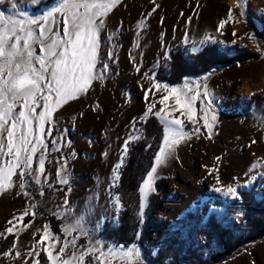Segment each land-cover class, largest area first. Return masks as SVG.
I'll return each mask as SVG.
<instances>
[{
  "label": "rangeland",
  "instance_id": "rangeland-1",
  "mask_svg": "<svg viewBox=\"0 0 264 264\" xmlns=\"http://www.w3.org/2000/svg\"><path fill=\"white\" fill-rule=\"evenodd\" d=\"M13 2L17 4L13 12L39 17L55 0H5L0 11L9 9ZM240 2L118 0L104 17L99 34L96 70L102 74L101 78L93 80L85 93L57 108L52 122L45 123L48 149L46 152L41 149L32 164L33 170H37L38 157L44 155L41 183L36 184L32 177L26 176L25 187L21 189L17 170L13 186L0 190V235L10 233L9 228L15 233L11 248L0 254V264H36L37 261L40 264L41 249L46 255L48 250L56 255L65 241L73 239L76 247L69 245L61 261L70 258L73 252L79 254L94 247L95 241H100L102 246L124 245L105 236L118 226L123 208L121 200L118 212L114 207L115 197L119 196L114 189L118 180L114 178L117 174L119 177L130 143L142 134L141 121L149 112L161 109L162 115L168 113L170 119L182 120L191 138L177 145L154 174V191L149 193L144 209L147 221L152 222L145 243L149 256L144 255V264L209 262L212 253L222 251L217 239L203 230L211 212L215 214V221L232 233L243 231L245 220L237 215L243 210L235 203L225 207L234 198L214 190V187L232 185L239 192L254 185L255 196L259 199L264 196V175H260L264 173V0H242L243 8L237 7ZM229 9L233 20H228ZM193 16L197 21L193 22ZM221 20L227 21L220 30L224 32L222 36L214 35ZM237 24L240 30L232 31ZM204 30L211 35L203 34ZM206 36L212 39L201 43ZM193 42L196 52L210 43H216L220 49L237 44L255 51L258 56L215 65L198 75L187 76L181 83L169 84L157 78L158 67L170 50L179 46L186 57L192 58L196 53L190 50ZM185 82L192 84V95L197 84L201 93L206 84L213 101L210 110L206 101L194 102L195 123L188 120L186 110L176 105L170 95L172 87H183ZM165 96L168 99L161 103ZM202 109L207 110L212 124L210 132L204 126ZM40 110L37 108V113ZM196 128L200 131L196 132ZM117 164L120 167L114 172ZM253 164L257 167L250 171ZM253 175L257 176L254 181ZM62 177H67V184L60 182ZM29 180L35 183L36 196L26 188ZM238 196L240 199L239 193ZM34 208L38 211L25 221V210L29 214ZM225 209L230 214H225ZM45 212L61 218V235L51 230ZM66 226L75 227L76 232L66 233ZM83 237L85 240L81 243ZM190 251L189 257H179L180 253ZM150 256L160 261L154 262ZM101 259L103 264H124L111 255ZM85 264L97 262L89 255ZM214 264H264V238L246 243L238 253Z\"/></svg>",
  "mask_w": 264,
  "mask_h": 264
},
{
  "label": "snow or ice",
  "instance_id": "snow-or-ice-1",
  "mask_svg": "<svg viewBox=\"0 0 264 264\" xmlns=\"http://www.w3.org/2000/svg\"><path fill=\"white\" fill-rule=\"evenodd\" d=\"M117 2L118 0H55L53 6L39 17L30 16L26 12H13L17 8L15 2L11 3L9 9L0 11V190L13 186V177L17 175V170L21 178L19 182L21 189L25 187L26 176L32 177L36 184L41 183V175L45 171L44 155L41 154L38 157L37 170H33L32 164L34 157L41 149L44 152L48 149L44 139L45 123L52 122L53 112L57 108L85 93L93 80L101 78L102 74L96 70L100 47L99 34L104 27V17ZM4 3L5 0H0V5ZM237 7L243 8L242 0ZM6 12L9 14L6 15ZM241 15H244L243 11ZM57 17L60 19L58 20ZM228 20H233L231 9H229ZM226 23V20H221L218 28H223ZM209 39L212 37L206 36L201 43ZM188 42L185 40V43ZM37 45H39V52ZM190 50L193 53L197 51L194 42ZM107 67L105 64L104 68ZM156 87L159 88V85ZM203 87L204 91L201 93L200 85L197 84L194 95L191 94L194 88L189 82H185L183 87L170 89V95L175 98L176 105L184 108L188 120L194 123L196 122L194 102L206 101L207 110H210L213 103L209 98L207 85ZM167 99L168 96L163 97L161 103ZM37 108L41 109L38 113ZM207 110L201 111L204 112L202 117L204 126L210 132L212 124L209 123ZM162 112H164L163 109L155 113L163 125L162 144L154 157L151 170L148 171L146 179L139 187L141 223H143L148 195L154 191L153 181L157 167L165 162L177 145L186 138H191L184 130L182 120L170 119L168 113L162 115ZM211 119L213 121L216 119L214 114ZM195 131L199 132L200 129L196 128ZM53 144L55 145V141ZM126 149L127 142L125 151ZM54 150L58 149L54 148ZM119 167L120 164H117L114 172ZM256 167L257 165L253 164L250 171ZM57 174L60 175V173ZM118 178L117 174L114 179L118 180ZM256 178V175L251 176L252 181ZM60 182L67 184V177H62ZM219 183L220 180L217 177V184ZM214 190L223 192L225 196L239 198L237 188L232 185L226 188L214 187ZM25 195L28 193L25 192ZM119 205L120 197L116 196L114 207L117 212L120 210ZM77 223L79 224V221ZM75 230L76 228L72 226L64 228L68 234ZM7 231L11 232L12 229L9 228ZM81 231L82 234L87 235L86 230L81 229ZM44 236H48L47 231ZM139 236L138 232L137 239ZM69 245L75 248L76 240L65 241L56 255L48 250V261L51 264H58V262L74 264L76 261L79 264H85L86 257L91 255L97 264H103L101 257L111 255L124 261V264H144L140 248L136 244L102 246L100 241H95L94 247H89L79 254L73 252L70 258L61 261ZM97 252L100 253L99 256L96 255ZM36 264H39V261Z\"/></svg>",
  "mask_w": 264,
  "mask_h": 264
},
{
  "label": "trees",
  "instance_id": "trees-1",
  "mask_svg": "<svg viewBox=\"0 0 264 264\" xmlns=\"http://www.w3.org/2000/svg\"><path fill=\"white\" fill-rule=\"evenodd\" d=\"M234 51H231V49ZM258 56L255 51H251L244 47L233 44L220 49L216 43L204 45L198 52L192 55V58L186 57L180 50L179 46L172 48L159 65L156 73L157 78L165 80L169 84L181 83L187 76L198 75L209 70L218 64H228L234 60L245 61L249 58ZM141 136L132 141L128 148V155L125 162L120 168L118 183L114 189L119 193L123 208L119 213V224L116 228L106 233V237H113L118 243L125 246L136 244L141 255H148L145 243L149 237L150 221H147L146 213L143 214V223L140 222L139 214L140 192L139 187L146 178L148 171L154 163V157L159 151L163 138V125L155 113L150 112L142 121ZM26 188L36 196L37 188L34 182L28 181ZM32 188V189H30ZM254 185L248 189H240V199L225 203V207L231 203H235L237 208H241L243 213L241 219L245 220V226L240 234H234L229 228L223 227L218 221H215L214 212L206 217L207 229H203L209 237L216 238L222 246V251L214 252L210 255L209 262L205 264H214L220 260L233 256L238 253L241 248L248 242L264 238V196L259 199L253 193ZM152 198L154 195H151ZM38 208H34L32 213L26 214L24 220H29ZM225 214H230L225 209ZM45 220L49 224L51 230L61 235L60 223L61 218L52 213L45 212ZM76 232V231H75ZM140 233L137 239V233ZM15 233L10 232L0 235V254L7 251L13 245ZM83 237L80 242H84ZM182 251V250H181ZM161 252V251H160ZM192 254L180 253L179 257L186 258ZM149 256V255H148ZM40 264H51L47 259L44 249L38 253ZM150 259L160 261L150 256ZM200 264H204L201 263Z\"/></svg>",
  "mask_w": 264,
  "mask_h": 264
},
{
  "label": "crops",
  "instance_id": "crops-1",
  "mask_svg": "<svg viewBox=\"0 0 264 264\" xmlns=\"http://www.w3.org/2000/svg\"><path fill=\"white\" fill-rule=\"evenodd\" d=\"M196 19H198L197 17H195V16H193V22H195V21H197ZM218 23H217V26H216V31L214 32V35H216V34H220L221 36H222V34H223V32H220V30H221V28H218ZM235 28V29H234ZM240 25L239 24H237V25H234L233 27H232V31H236V32H238V30H240ZM211 32H209V31H207V30H204V32H203V34H209V35H211L210 34ZM233 33V32H232ZM232 36H233V34H232ZM234 37V36H233ZM231 42H233V40H231L230 41V43ZM231 46V45H230ZM152 112V111H151ZM150 113V112H149ZM154 113V112H153Z\"/></svg>",
  "mask_w": 264,
  "mask_h": 264
}]
</instances>
